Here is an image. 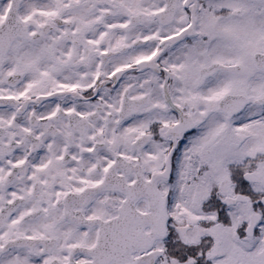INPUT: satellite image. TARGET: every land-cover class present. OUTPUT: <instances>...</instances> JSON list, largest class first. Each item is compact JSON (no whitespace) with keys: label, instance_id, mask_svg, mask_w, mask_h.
Segmentation results:
<instances>
[{"label":"snow or ice","instance_id":"snow-or-ice-1","mask_svg":"<svg viewBox=\"0 0 264 264\" xmlns=\"http://www.w3.org/2000/svg\"><path fill=\"white\" fill-rule=\"evenodd\" d=\"M0 264H264V0H0Z\"/></svg>","mask_w":264,"mask_h":264}]
</instances>
